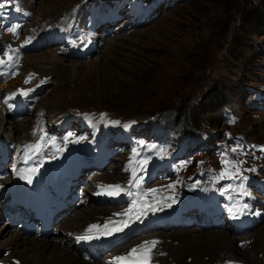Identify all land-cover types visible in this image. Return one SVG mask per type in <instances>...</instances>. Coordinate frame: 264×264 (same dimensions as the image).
<instances>
[{
  "label": "rangeland",
  "instance_id": "1",
  "mask_svg": "<svg viewBox=\"0 0 264 264\" xmlns=\"http://www.w3.org/2000/svg\"><path fill=\"white\" fill-rule=\"evenodd\" d=\"M248 1L185 0L154 19L153 11L164 6L167 0H21L22 3H31V23L38 28L37 33L42 30L49 31L55 21L68 17L69 10L74 6L77 11L86 10V16L100 22L106 35L100 52L89 62L60 57L52 49L26 56L25 72L36 70L41 77H51L52 85L45 91L38 106L49 115L50 139L62 150L68 149L73 143L77 145L84 142L86 135L82 133L78 136L77 133L89 129L91 119L83 123L82 117L75 116L79 112L108 113L120 127L128 122L136 127L156 112L174 110L166 108L177 105L181 98L192 103L200 101L204 96L211 95V87L218 83L223 87L222 99L218 105L231 101V107L238 110L241 118L235 131L245 134L252 142L264 143V115L250 113L249 104L253 102L248 101L247 106L245 102L249 99L247 87L252 84L263 85V72L259 65L264 56L261 53L264 50V36H251L238 29L237 11L240 5H246ZM111 17L121 19V22L112 26ZM242 44L252 49H244L242 60H239L234 49L235 45ZM253 49L259 50L261 54H252ZM69 64H78L76 70L73 71V68L68 66L62 67ZM227 87L233 92H228ZM242 92L247 94L243 104ZM198 114L197 121L206 123L202 128L207 130V123L210 122L206 118L200 119L204 113ZM184 117L192 122L188 112L184 113ZM0 118V135L4 140H17L28 136L29 125L25 129L21 122L22 125L14 127L13 131L4 125L5 117L1 116V110ZM223 127L224 124L221 123L213 128L220 135ZM139 141V157L142 167H145L142 171L144 175L152 177L154 169H147L149 160L165 155L168 147L158 140ZM248 155L249 158L234 154V162L229 167H224L220 158L217 161L220 176L224 178L228 170L232 169L231 179L240 185V189L243 185H248L253 178L264 183V168L259 171L261 176L255 173V166L260 164L257 161L264 159V152L259 149L251 150ZM243 158L244 161L241 160ZM235 164L244 169L243 174L238 173ZM195 166L197 162L192 165ZM114 167H117V172L122 175V166L111 165L109 169ZM107 172L110 176L117 173L110 170ZM176 174L174 170L162 183L163 189L169 195V201L174 193ZM156 179L153 178V182ZM76 214L63 222L75 219ZM196 231L199 233H189L196 243L194 246L197 249L193 252L188 244L186 247H180L179 242L170 239V234L180 231L159 235L167 240L163 244L164 251H167V255L161 258L163 264H220L228 259L224 251L214 250L216 247L223 248L216 246V241L218 243L219 240L214 239V234L225 231ZM199 234L204 235L196 238ZM248 238L252 241L251 245L244 250L239 248L245 257L243 262L264 264V222ZM167 244L171 245L174 254L176 252L175 257L167 248ZM235 246L238 248L236 242ZM2 255L3 252L0 257ZM114 257L117 258V255H108L105 260ZM101 263L102 261L99 262Z\"/></svg>",
  "mask_w": 264,
  "mask_h": 264
},
{
  "label": "bare ground",
  "instance_id": "2",
  "mask_svg": "<svg viewBox=\"0 0 264 264\" xmlns=\"http://www.w3.org/2000/svg\"><path fill=\"white\" fill-rule=\"evenodd\" d=\"M101 10H102V8H101ZM103 10H105V9H103ZM57 59H59V58H57ZM62 64H64V63L62 62ZM76 65H78V64H72V65L69 64V65H64L62 67L63 68H65L67 66L72 67L73 71H75L76 67H77ZM2 115L3 114L1 111V116ZM4 123H5V121H4ZM23 124L25 125V129H26L28 127V124H25V123H23ZM21 125L22 124H20L19 126H21ZM7 126H9L8 127L9 130H12L14 127H17V125H13L10 122L7 123ZM13 131H15V129H13ZM15 133L17 134V132H15ZM116 175H117V173L115 174V176ZM112 179H113V177L110 176L109 174H106L105 177L101 178V180L108 181V182L111 181ZM107 185H110V184H105L102 187L107 186ZM107 214H108V212L104 208H98L95 206L92 207L91 205L84 206V207H82V209H80L78 211L76 218L74 217L75 219L69 220V222H66V223L62 222V224L58 227V229L60 230L59 235H54L53 238L46 239V240L38 239V238H27L25 236H22L21 233L18 232L17 230H14L13 228L9 227L8 225H4V224L0 223V255L5 249L9 250V251H11V254L9 255V257H7L6 260L11 259L12 257H16L19 260H21L22 264H92V263L87 262L86 260H84L83 258H81L80 256L77 255V253L74 250V246L72 245L73 242L67 237V235H63L62 232H65L66 234L69 232H72V233L73 232H79L89 223L96 221L98 216L107 215ZM178 233H182V234H178ZM178 233L173 232V234H170L171 235L170 239L173 242H175V241L179 242L180 247L181 246L186 247V244H188V247L192 249L191 250L192 252L194 249H197L194 246V243H195L194 238H193V236H190V235L191 234L193 235V234H196L199 232H197L194 229H190V231H186V233H184V232H178ZM183 233L186 235H184ZM189 233H190V235H189ZM203 235H201V234L196 235V238H199ZM214 235H215L214 239L219 240L218 243L216 241V246H222L223 247V248H220V247L215 246L216 248L214 250L224 251L225 252L224 255L228 259H231V260L245 259V257L242 256V253L239 250V247L237 248V246H235V241L232 238H230L228 236V234H226L225 232H219V233L217 232ZM206 239L208 240V238H205V240ZM165 242H167V240ZM163 248H164V246H163ZM167 248L171 251L172 255L175 257L176 252H175V254L173 253V251L171 250V245L167 244ZM196 253H197V251L194 253V256ZM107 256H105V257H107ZM117 257H120V256H117ZM3 259H5V258H3ZM104 262H105V264L108 262H115L118 264L116 257H114L113 259H106V260H104ZM101 264H103V263H101Z\"/></svg>",
  "mask_w": 264,
  "mask_h": 264
},
{
  "label": "trees",
  "instance_id": "3",
  "mask_svg": "<svg viewBox=\"0 0 264 264\" xmlns=\"http://www.w3.org/2000/svg\"><path fill=\"white\" fill-rule=\"evenodd\" d=\"M237 14L239 16L238 21V29L241 31H245L251 36L253 35H263L264 36V0H249L248 3L245 5H240L239 9L237 11ZM234 51L235 55L238 57L239 60H242V54L244 49H252L250 46L246 48L247 46L245 44L242 45H235ZM252 54L259 53V50H251ZM261 54V53H259ZM223 87L219 85L218 83L213 84L211 87V95L204 96V98L197 100L195 102H191L189 100H185L184 98H181L179 102H177V105L172 106V108H166V109H174V110H168V111H174L176 113L175 119L172 122V125L176 123V119H179V125L184 122V120L189 121L190 124L196 125L198 129L202 128V125H206V123L202 124L201 121H197L199 114L198 113H204V115L200 118H206L209 122L207 123L209 127H214L215 125L222 123V109L225 104L228 103L226 101L225 103H222L220 106L218 103L222 99V91ZM226 90L230 93H232L231 88H226ZM161 112H167V111H161ZM188 112L192 118V122L184 117V113ZM157 113V112H156ZM216 118V121L214 119Z\"/></svg>",
  "mask_w": 264,
  "mask_h": 264
},
{
  "label": "snow or ice",
  "instance_id": "4",
  "mask_svg": "<svg viewBox=\"0 0 264 264\" xmlns=\"http://www.w3.org/2000/svg\"><path fill=\"white\" fill-rule=\"evenodd\" d=\"M9 31L15 32V28L14 27L10 28ZM9 59H11V57H9ZM3 63H4L3 60H0V64H3ZM28 182L31 183V180H29ZM121 191H122L121 186L118 184L117 185H107V186L102 187L101 191L98 192L97 194L115 197V196H118ZM243 207L246 209L248 207V205L245 204ZM119 215L128 216L129 212L126 211V212L120 213ZM139 215H142V213H140ZM110 223H111V221H110ZM127 223H128L127 220L123 221L124 226H127ZM99 228H100L99 225H92L89 227L88 232H92L93 229L99 230ZM104 228L107 229L108 225L107 224L104 225ZM117 230H120V229L118 228ZM105 234L111 235V232L108 231ZM93 238H96V237H92V236H88V235H82V236L76 237L77 240H89V239H93ZM156 243H157V241H150V242L146 241L144 246H143V249L141 251H144V252L149 251L151 249V247L155 246ZM137 252H138V249H132L130 251V253L126 254V256L117 257L116 260L119 264L120 261H124L126 259H129L133 253H137Z\"/></svg>",
  "mask_w": 264,
  "mask_h": 264
}]
</instances>
